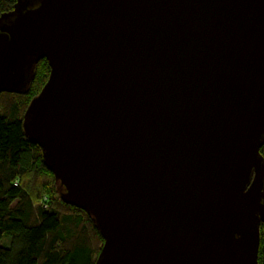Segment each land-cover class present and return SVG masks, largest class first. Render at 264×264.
Instances as JSON below:
<instances>
[{"label": "water", "instance_id": "95a60500", "mask_svg": "<svg viewBox=\"0 0 264 264\" xmlns=\"http://www.w3.org/2000/svg\"><path fill=\"white\" fill-rule=\"evenodd\" d=\"M49 78L23 127L95 264H258L264 0H16L0 94Z\"/></svg>", "mask_w": 264, "mask_h": 264}, {"label": "trees", "instance_id": "16d2710c", "mask_svg": "<svg viewBox=\"0 0 264 264\" xmlns=\"http://www.w3.org/2000/svg\"><path fill=\"white\" fill-rule=\"evenodd\" d=\"M16 0H0V15ZM38 61L24 92L0 94V264H95L104 238L89 214L61 199L42 148L25 133L24 114L50 75ZM264 157V144L260 148ZM258 264H264V224Z\"/></svg>", "mask_w": 264, "mask_h": 264}]
</instances>
